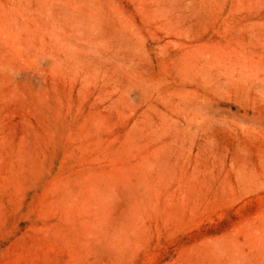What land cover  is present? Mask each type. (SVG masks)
Segmentation results:
<instances>
[{"label":"rangeland","instance_id":"rangeland-1","mask_svg":"<svg viewBox=\"0 0 264 264\" xmlns=\"http://www.w3.org/2000/svg\"><path fill=\"white\" fill-rule=\"evenodd\" d=\"M0 264H264V0H0Z\"/></svg>","mask_w":264,"mask_h":264}]
</instances>
